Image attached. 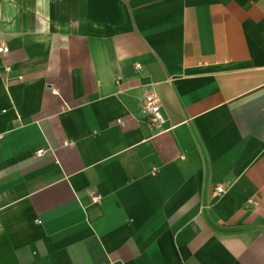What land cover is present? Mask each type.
I'll return each instance as SVG.
<instances>
[{
	"label": "crops",
	"instance_id": "crops-1",
	"mask_svg": "<svg viewBox=\"0 0 264 264\" xmlns=\"http://www.w3.org/2000/svg\"><path fill=\"white\" fill-rule=\"evenodd\" d=\"M0 45V264H264V0H0Z\"/></svg>",
	"mask_w": 264,
	"mask_h": 264
},
{
	"label": "built area",
	"instance_id": "built-area-1",
	"mask_svg": "<svg viewBox=\"0 0 264 264\" xmlns=\"http://www.w3.org/2000/svg\"><path fill=\"white\" fill-rule=\"evenodd\" d=\"M8 51L9 48L6 45H0V53H7ZM137 68H140V66H137ZM143 111L148 117L151 127L154 130H163L165 118L161 109V100L155 91L150 90L145 94L143 102ZM43 153V150H39L37 152L38 155H42ZM218 191L221 192L222 188H218Z\"/></svg>",
	"mask_w": 264,
	"mask_h": 264
}]
</instances>
